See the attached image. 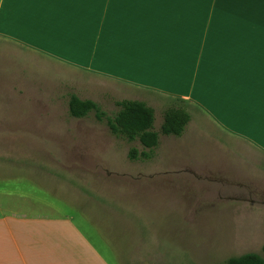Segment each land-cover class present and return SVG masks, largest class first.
Masks as SVG:
<instances>
[{
  "label": "crops",
  "instance_id": "crops-1",
  "mask_svg": "<svg viewBox=\"0 0 264 264\" xmlns=\"http://www.w3.org/2000/svg\"><path fill=\"white\" fill-rule=\"evenodd\" d=\"M0 39L152 108L161 98L189 105L182 133L158 135L156 153L194 142L197 155L254 153L264 164V0H0ZM161 123L154 113L153 129ZM180 157H159L145 179L207 170ZM121 254L124 237L98 216L0 215V264H130Z\"/></svg>",
  "mask_w": 264,
  "mask_h": 264
},
{
  "label": "rangeland",
  "instance_id": "rangeland-1",
  "mask_svg": "<svg viewBox=\"0 0 264 264\" xmlns=\"http://www.w3.org/2000/svg\"><path fill=\"white\" fill-rule=\"evenodd\" d=\"M73 94L94 101L108 117L118 111L119 101L135 96L117 83L0 39V215L98 216L106 231L124 237L121 256L130 264H225L250 251L264 257L260 157L211 149L197 155L190 152L194 142L156 153L157 145L146 149L137 139L111 133L93 111L72 116L68 100ZM159 100L161 106L150 107L162 119L175 108L190 117L189 105ZM131 149L138 151L136 157L129 156ZM141 150L149 153L141 156ZM181 155L207 167L200 179H145L150 175L144 169L159 157L170 162Z\"/></svg>",
  "mask_w": 264,
  "mask_h": 264
},
{
  "label": "trees",
  "instance_id": "trees-1",
  "mask_svg": "<svg viewBox=\"0 0 264 264\" xmlns=\"http://www.w3.org/2000/svg\"><path fill=\"white\" fill-rule=\"evenodd\" d=\"M120 108L111 117L98 107L97 103L90 99H81L71 95L68 100L69 113L74 117H84L93 111L97 119L104 118L111 133L124 135L127 139H137L142 147L151 149L157 145L158 134L153 129V109L140 100H121ZM189 119L188 113L180 109H168L163 114L160 126L161 132L178 136L182 133ZM145 150H141V156H147ZM138 151L131 149L129 156L136 157ZM225 264H264V257L256 252H245L230 257Z\"/></svg>",
  "mask_w": 264,
  "mask_h": 264
}]
</instances>
